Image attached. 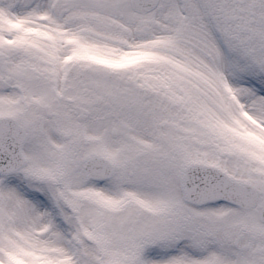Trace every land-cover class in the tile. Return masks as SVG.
Returning <instances> with one entry per match:
<instances>
[{
  "label": "snow or ice",
  "instance_id": "1",
  "mask_svg": "<svg viewBox=\"0 0 264 264\" xmlns=\"http://www.w3.org/2000/svg\"><path fill=\"white\" fill-rule=\"evenodd\" d=\"M0 264H264V0H0Z\"/></svg>",
  "mask_w": 264,
  "mask_h": 264
}]
</instances>
